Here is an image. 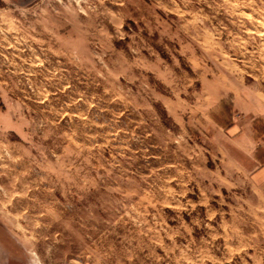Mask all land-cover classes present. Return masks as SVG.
Masks as SVG:
<instances>
[{
	"label": "rangeland",
	"instance_id": "rangeland-1",
	"mask_svg": "<svg viewBox=\"0 0 264 264\" xmlns=\"http://www.w3.org/2000/svg\"><path fill=\"white\" fill-rule=\"evenodd\" d=\"M0 264H264V0H0Z\"/></svg>",
	"mask_w": 264,
	"mask_h": 264
}]
</instances>
